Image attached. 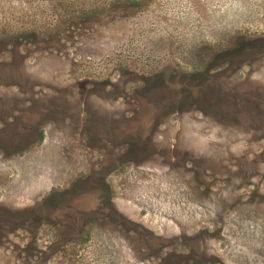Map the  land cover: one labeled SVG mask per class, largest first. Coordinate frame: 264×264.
Listing matches in <instances>:
<instances>
[{
    "label": "rangeland",
    "instance_id": "rangeland-1",
    "mask_svg": "<svg viewBox=\"0 0 264 264\" xmlns=\"http://www.w3.org/2000/svg\"><path fill=\"white\" fill-rule=\"evenodd\" d=\"M0 264H264V0H0Z\"/></svg>",
    "mask_w": 264,
    "mask_h": 264
},
{
    "label": "flooded vegetation",
    "instance_id": "flooded-vegetation-1",
    "mask_svg": "<svg viewBox=\"0 0 264 264\" xmlns=\"http://www.w3.org/2000/svg\"><path fill=\"white\" fill-rule=\"evenodd\" d=\"M64 194L63 192L47 194V197L43 200V205L46 206V204L48 205L47 202H49V205L53 206V209L51 208L53 213L47 214L45 210L41 211L38 209L39 214H36V216L41 220L40 226L48 224L49 221L52 230L59 233L58 240L63 238L65 246L75 247L88 241L84 237L90 236L93 227L98 221L104 223V219L107 218L108 213L113 214L115 210L117 213L119 211L118 208L113 209L112 207L111 202L114 199L112 193H109V195L97 194V196H100L97 201H93L90 197H77L80 194L76 195V193H69L70 196L67 194L68 198H65L62 197ZM59 197H61V200L55 203V200L59 199ZM194 242L197 241L186 240L181 242L179 246L185 244L195 245ZM165 245L167 244L165 243Z\"/></svg>",
    "mask_w": 264,
    "mask_h": 264
}]
</instances>
